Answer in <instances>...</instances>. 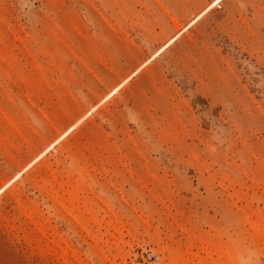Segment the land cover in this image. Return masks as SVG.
I'll return each instance as SVG.
<instances>
[{"label": "rangeland", "instance_id": "374dc122", "mask_svg": "<svg viewBox=\"0 0 264 264\" xmlns=\"http://www.w3.org/2000/svg\"><path fill=\"white\" fill-rule=\"evenodd\" d=\"M0 264H264V0H0Z\"/></svg>", "mask_w": 264, "mask_h": 264}]
</instances>
